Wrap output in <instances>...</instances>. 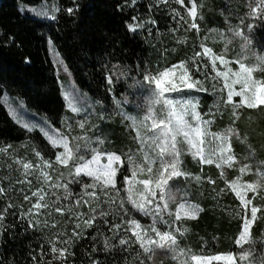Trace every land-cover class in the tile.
Returning a JSON list of instances; mask_svg holds the SVG:
<instances>
[{"label":"trees","instance_id":"obj_1","mask_svg":"<svg viewBox=\"0 0 264 264\" xmlns=\"http://www.w3.org/2000/svg\"><path fill=\"white\" fill-rule=\"evenodd\" d=\"M198 2L205 26L233 24L244 30L247 41L234 32L231 37L235 46L242 47L250 64L254 63L251 53L264 54V20L248 16L251 0ZM42 3L56 4L59 11L55 19L27 9ZM188 5V1L181 4L177 0H167V3L136 0L135 4L132 0H0V148L8 149L0 152V187L5 189L0 194V210L13 205L5 213L0 231V264H48L49 261L52 264H93L94 261L97 264H139L137 256L144 264H161L156 256L151 261L146 260L147 254L134 238L127 246L119 245V236L109 231L110 224L102 223L104 218H98L91 228H85L81 221L77 229L82 233L81 238H73L70 247L56 245L68 247L71 255L62 262L53 260L49 241L59 233L65 234L61 239L70 237L75 217L67 211L58 215L53 208L60 201L52 199L47 200L50 207L42 209L40 214L24 217L37 198L24 199L25 195L31 197L32 191L23 184L27 174L23 163L30 162L34 169L38 160L35 150L46 158L52 157L54 151L39 127L28 129L25 125L55 126L65 119L69 114L65 91L73 93L95 114L108 113L112 107L119 112V105H128L138 115H143L153 97L149 86L141 82L142 77L148 73L155 75L195 54V38L188 27L192 22ZM68 8L74 9L73 14L67 12ZM132 17L143 25L134 32L126 26L133 23ZM205 73L213 75L210 66L198 75L203 78ZM255 76L264 79V72H256ZM210 84L219 87L217 81L205 82L206 87ZM191 95L199 98L202 115L210 105H217V96L211 90ZM223 111L222 117L218 114L215 118L211 130L223 131L222 128L230 126L238 130L241 140H246L245 143L235 137L232 140L239 164L226 168L225 175L221 176V170L215 165H203L190 154L182 156L183 163L202 178L195 189L202 211L190 222L189 238L196 250L205 255L240 252L235 244L242 226V220L236 215L240 201L227 187V182L233 180L238 168L245 163L251 168V177L257 176V169L264 172L261 164L264 161V108H242L235 123L232 109L227 106ZM102 131L113 139L108 142L112 148L125 151L131 131L126 124L115 119ZM209 178L215 183H209ZM82 181L90 183V178L84 177ZM117 181L120 182V175ZM72 186L80 190L79 185ZM254 205L264 210V191L259 192ZM260 216L258 213L251 232L253 238L264 240V219ZM132 217L147 221L136 210L132 211ZM107 219L116 223L112 216ZM32 220L40 223L32 227ZM130 235L126 234L125 238ZM106 238H111L113 247L105 248Z\"/></svg>","mask_w":264,"mask_h":264},{"label":"snow or ice","instance_id":"obj_2","mask_svg":"<svg viewBox=\"0 0 264 264\" xmlns=\"http://www.w3.org/2000/svg\"><path fill=\"white\" fill-rule=\"evenodd\" d=\"M162 2L167 3V0ZM177 2L183 4L184 0H177ZM132 3L135 4L136 0H132ZM249 7L248 16L264 20V0H251ZM67 12L73 14L74 9L68 8ZM188 16L192 21L188 26L189 30L199 31V25L195 22L198 17V6L195 0H191ZM52 18L55 19V16ZM181 19L184 18L181 17ZM132 21L133 23L126 25L129 31L134 32L143 27L142 24L136 23V17H132ZM249 27L251 28L252 25ZM233 32L235 36L243 37L247 41L248 38L244 36L243 29H235ZM200 47L201 52H196L189 60L166 67L155 75L148 73L142 77L141 82L149 86L153 98L151 106L146 109V115L140 119L129 115L124 116L125 120L130 121V127L135 131V140L139 145L132 154H125L122 157L116 153L101 152L91 148V138L83 137L79 138L86 141L83 147L90 149L91 152L90 159H85L83 155L78 154L81 145L70 147L68 137L60 134L57 138H49L54 148L63 149L57 153L54 162L44 160L40 152L35 153L42 161V166H36L40 173L37 179L42 180L43 184L49 188L64 190L63 198L57 196L56 200L63 199L67 202L55 206L53 210L61 215L67 211L75 217V227L70 237L61 239L65 234L59 233L54 240L49 241L53 260L62 262L71 255L68 247L58 248L56 245L60 243L70 247L73 238H81L82 233L77 231L81 227V221L85 228H91L95 226L98 218H104L102 223L110 224L109 231L119 236V245L127 246L133 242L134 238V242L139 244L144 254H147L145 259L149 261L157 251H160L162 254L171 253L178 264H213L219 261H224V264H264V240L253 238L251 232L252 226L258 219V213L261 214L260 218L264 219V210L253 205V200L257 198L259 192L264 191V172L257 169L258 179L255 182H242V177L251 171L246 163L238 168L240 175L227 182V187L240 201V210L236 215L242 220V227L235 241L241 249L240 252L211 256L194 255L190 253V250L181 248L178 243L177 237L183 235V232L180 227L175 226L176 222L184 219L194 220L202 211L198 205L190 203L186 199V193L178 187V181L181 178L185 180L191 178L202 182L200 176H192L191 173L182 170L181 157L190 154L193 159L203 165H215L221 170V176H224L226 168H233L239 164L232 147L233 138L240 140L241 143H245L246 140H241L238 130L231 126L223 131L211 130L215 122L214 116L219 112V106L231 107L233 123L239 119V109L264 108V79H257L255 76L256 72H264V54L251 53L254 63L248 64L244 56L229 60L224 55H216L204 44ZM201 57H207L208 62H198ZM217 63L223 66V70L217 68ZM233 63L238 66L236 70L230 66ZM209 64L214 75L208 76L205 73L201 78L198 74L208 68ZM108 79L111 81L112 77L109 76ZM207 80L217 81L220 86L210 84L206 87ZM209 90L217 96L218 107L215 112L209 110L202 115L199 110L200 100L191 93ZM66 98L73 112L80 111V108L73 105L72 98L68 94ZM25 127L28 126L25 125ZM80 127L83 128L84 124L81 123ZM97 143L103 144L104 141L98 139ZM7 151V148H0V152ZM70 162L71 182L79 185L81 189L74 199H71L73 193L69 183H50L53 178L46 171L53 168V163L68 167ZM261 164L264 165V161ZM125 165L128 166L130 175L123 177L124 186L121 189L117 187V175ZM23 168L25 173L31 174L29 170L33 168V165L30 162L23 163ZM81 177H90L92 182L84 183ZM27 182L31 183V181ZM208 182L215 183L210 178ZM121 191L126 195L121 197ZM4 192L5 189L0 187V194ZM249 192L253 193L251 199L248 198ZM32 197L37 199L32 204V208L23 214L25 218L29 215H38L42 209L50 207L46 200L48 193L43 187L32 192L31 197L25 195L24 199L31 200ZM126 204L136 212L151 217L152 223L144 226L132 218L125 220L124 216L129 214ZM103 205H107L108 210H105ZM80 206H88V213L80 212L78 210ZM172 206L174 211L170 210ZM12 207L13 205L8 204L0 210V231L3 230L2 222L5 219V213H8ZM113 215L120 217L119 223H110L107 219ZM85 216H87L86 219ZM165 216H168L169 220H165ZM158 222L168 225L169 230L161 231L157 227ZM39 223V220L30 221L32 227H36ZM121 233L124 235H120ZM128 233L131 235L125 238ZM110 240L111 238H106L103 241L106 249L113 247ZM136 259L139 264H144L138 256ZM48 264L52 262L49 261ZM93 264L97 262L94 261Z\"/></svg>","mask_w":264,"mask_h":264},{"label":"rangeland","instance_id":"obj_3","mask_svg":"<svg viewBox=\"0 0 264 264\" xmlns=\"http://www.w3.org/2000/svg\"><path fill=\"white\" fill-rule=\"evenodd\" d=\"M184 1L189 2L188 8H190L191 7V0H184ZM195 2L198 6V17H197L195 22L199 25V31H197L196 29H191V32L193 33L194 38H195V41H194L195 53L201 52L200 45L204 44L207 47L211 48L216 55H224L225 58L229 59V60H236V59L240 58L241 56L245 57L244 52L240 49L242 47L241 46H235V44L232 40V37H231L233 30L238 29V28L233 24H230L229 26H225V25H221V26L215 25V26H209V27L205 26V24H203L201 4L198 2V0H195ZM57 8L58 7L56 6V4H47V3H42V4L35 5V6L27 7V9H29L33 13H35L39 16H42V17H47V18H52L53 16H55L56 13L58 12V11H55V9H57ZM200 17H202V19ZM190 19H191V17H190ZM206 35L213 38V42H215V43L213 44L212 41H210V39H208ZM190 58L191 57H187L183 61L189 60ZM200 59L201 60H198V62H201V63H207L208 62L207 57H201ZM246 63L250 64L247 61V59H246ZM209 66L211 68L210 64H209ZM230 66L234 70H236L238 67L237 65H233V64H231ZM217 68H219L220 70H223V66L219 65V63H217ZM213 75H214V72H213ZM66 94H68V96L72 98L73 105L75 107L80 108V111L73 112L71 110V108H69L68 116L65 119L57 122V124L55 126H48V125H44V124L43 125H33V124L30 125V124L26 123V125L28 126L27 128L33 129L34 126L39 127V129L41 130L43 135L46 137V139H48L49 143H50V139H49L50 137L51 138H57L58 134L63 135V136H67L68 140H69V146L70 147L74 148V146L77 144L81 145V149H80V152L78 154L83 155L85 159H90L91 152H90V149L83 147V145L86 143V141L83 139H79V138H83V137L91 138V148H95L101 152L116 153V154L121 155L122 157L125 154H129V155L132 154L133 152H135L139 148V145L137 144V142L135 140V131L130 127V121L125 120L124 116L129 115L132 117H136L137 119H140L141 117L146 115V112L143 115H138L136 113V111L131 110L128 107V105H119V107H120L119 112H117L115 110V108L112 107L111 111L108 113H105V114L96 113L95 114L92 109H88L86 107V105L83 101L77 99L73 93H71L69 91H65L64 92L65 98H66ZM172 95L175 96L176 94H172ZM235 99L239 100V98H235ZM66 101H67V105H68V103H69L68 98H66ZM217 107H218V105L215 106V104L210 105L204 114L208 113L209 110H212L213 112H215V109ZM226 107H227V105L219 106V112L216 113V115L214 116V120L218 114L220 117H222L224 115L223 110ZM230 109H231V107H230ZM240 110L241 109H239L238 112H240ZM112 112H114L113 115L111 114ZM205 118H208V117L205 116ZM115 119L118 120L121 124H126L127 127H129L131 129L130 136H129L130 141L127 143L128 146L126 147L124 152H119V151H116L114 148H112L108 144V142H112L113 139L108 138V136H105L104 132L102 131V129L104 128L105 125L109 126L110 123ZM81 123L84 124L83 128L80 127ZM224 125H229V124L224 123ZM110 128H112V127H110ZM226 128H228V127H224L222 129L224 130ZM46 133H47V135H46ZM98 139L103 140L104 143L98 144L97 143ZM53 149H54L53 155L50 158H46L45 156H43L41 154L43 159L49 161L50 163L55 161V157H56L58 152L63 151L62 148H54L53 147ZM34 152L36 153L38 151L35 150ZM181 159H182V157H181ZM102 162H106V161H102ZM37 165L42 166V161H41L40 157H38V160L36 162V166ZM36 166L34 169L29 170V172L31 174H26L24 176V181H23L24 183L23 184H24L25 188L34 192V191L43 187L44 190L48 193V197L46 198V200H48V199L56 200L57 196L63 198V195H64L63 189L49 188L47 185L43 184L42 180L37 179V177L40 175V173H39V170ZM71 167H72L71 162H70L68 167L53 163V168L46 169V171H48L49 175H51L53 178L52 181H50V183L68 182L69 188H70L71 192L73 193V197L71 199H74V198H76V194L79 193L81 191V189L79 191H76L73 189L72 184H75V183L71 182L72 177L69 176V171L71 170ZM182 170L187 172V173H191L192 176H198L197 174H195L194 172H192L190 170V167L188 165H185L183 163V159H182ZM118 175H120V182L118 183V181H117V187L122 189L124 186L123 185V177L126 175H130V173L128 171V166L125 165L124 168L121 170V172L118 173ZM239 175H240V173L238 171L234 175L233 179H235ZM57 178H59V180H57ZM88 178H90V177H88ZM80 179L82 180V179H84V177H81ZM257 179H258V176L251 177V175L248 172L246 175H244L242 177V182L252 183V182H255ZM27 181H31V183L29 184ZM91 182H92V179L90 178V183ZM200 183L201 182H197L191 178H189L187 180L181 178L178 181V187L184 193H186V199L190 203L198 205L201 208L200 200L198 199L199 196L197 195V193H195V189L199 186ZM120 195H121V197H123L126 194L123 191H121ZM252 196H253V193L249 192L248 198L251 199ZM66 202L67 201H63V199H61L59 204L66 203ZM58 205H56V206H58ZM253 205H254V200H253ZM125 206L127 208H129V214L127 216H124V219L125 220H127L129 218L134 219L132 217V211H135V209H132L131 206L127 205V204ZM103 207L105 210H108L107 205H103ZM78 210L80 212H83V213H88V211H89L88 206H80ZM170 210L174 211V206H172ZM57 214L61 215L60 213H57ZM140 214H142V213H140ZM112 217H114V220L116 221V223L120 222V217L114 216V215ZM144 217L147 218L146 222H142L139 219H135V220H138L144 226L150 225L152 223L151 217H148V216H144ZM86 218H87V216H85V219ZM165 220H169V217L165 216ZM190 222H191L190 219H184L182 221L176 222L175 226L180 227L181 231L183 232V235H178V237H177L179 246L185 250H190V253L194 254V255L211 256V255L202 254V253H200V251L196 250L193 242L189 238L190 227H191ZM170 223H171V221H170ZM157 227L161 231L169 230L168 225H165V224H162L159 222L157 223ZM184 229H187V231H184ZM219 254H228V253H217V254H212V255H219ZM155 256L158 257L159 262L161 264H178V261L173 259V256L171 253L162 254L160 251H157ZM219 262L224 264V261H219ZM213 263H215V262H213Z\"/></svg>","mask_w":264,"mask_h":264}]
</instances>
